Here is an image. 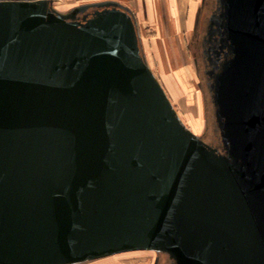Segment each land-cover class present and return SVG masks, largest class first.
Masks as SVG:
<instances>
[{
	"label": "water",
	"instance_id": "obj_1",
	"mask_svg": "<svg viewBox=\"0 0 264 264\" xmlns=\"http://www.w3.org/2000/svg\"><path fill=\"white\" fill-rule=\"evenodd\" d=\"M223 1L222 150L182 122L128 9L0 1V264H264V0Z\"/></svg>",
	"mask_w": 264,
	"mask_h": 264
},
{
	"label": "rangeland",
	"instance_id": "obj_2",
	"mask_svg": "<svg viewBox=\"0 0 264 264\" xmlns=\"http://www.w3.org/2000/svg\"><path fill=\"white\" fill-rule=\"evenodd\" d=\"M51 1L52 7L63 15H70L82 6L112 2L102 0ZM214 2L215 0H206V6L203 8L202 5L203 10L199 16L196 31L187 34L182 48L177 43L172 48H162L165 60L164 69L159 67L157 63V56L161 59V53L154 46L156 41L162 42L161 40H164L162 39L164 33H149V31L153 32L154 30L146 26L141 19H138L136 23L142 55L167 93L182 122L200 139L209 145L218 146L220 133L217 130V119L206 87L201 55V33H204L205 19L213 10ZM183 67L188 70L186 74L184 73L187 77L184 76L185 79L181 82L177 73ZM168 260L164 253L130 251L80 264H169Z\"/></svg>",
	"mask_w": 264,
	"mask_h": 264
},
{
	"label": "crops",
	"instance_id": "obj_3",
	"mask_svg": "<svg viewBox=\"0 0 264 264\" xmlns=\"http://www.w3.org/2000/svg\"><path fill=\"white\" fill-rule=\"evenodd\" d=\"M116 2L128 9L136 21L138 19L153 29L149 33H164L161 40L156 41L155 48L161 53L157 56L159 67L164 69V53L162 48H172L176 43L182 48L188 33H194L197 28L203 0H102ZM100 2V1H96ZM144 24V25H145ZM164 52V51H163ZM183 55V54H182ZM185 57V56H184ZM175 64V63H174ZM186 66V65H185ZM176 69V66L174 65ZM187 68H181L177 75L184 80Z\"/></svg>",
	"mask_w": 264,
	"mask_h": 264
},
{
	"label": "flooded vegetation",
	"instance_id": "obj_4",
	"mask_svg": "<svg viewBox=\"0 0 264 264\" xmlns=\"http://www.w3.org/2000/svg\"><path fill=\"white\" fill-rule=\"evenodd\" d=\"M0 1H20V0H0ZM31 1V0H21ZM223 0H215L214 8L211 10L207 18L205 19V28L203 27L204 33L201 41V55L204 64V77L206 81V87L209 94L210 101L213 105L214 115L216 108L214 106V92L216 86V79L221 73L227 60L231 57L229 54V42L226 41V37L220 30L219 22L223 21ZM206 6V0H203V8ZM203 9H201L202 12ZM93 10H90V12ZM200 12V14H201ZM216 117V116H215ZM217 124V123H216ZM217 130L220 133L219 125L217 124ZM218 146H212L218 150H222L223 143L221 137H219ZM169 264H176L174 260L170 259L168 255Z\"/></svg>",
	"mask_w": 264,
	"mask_h": 264
}]
</instances>
